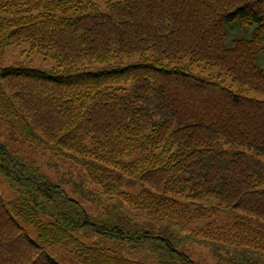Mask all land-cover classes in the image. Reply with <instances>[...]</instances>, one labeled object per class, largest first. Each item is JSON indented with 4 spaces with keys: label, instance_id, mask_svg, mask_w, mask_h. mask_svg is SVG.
<instances>
[{
    "label": "trees",
    "instance_id": "1",
    "mask_svg": "<svg viewBox=\"0 0 264 264\" xmlns=\"http://www.w3.org/2000/svg\"><path fill=\"white\" fill-rule=\"evenodd\" d=\"M79 1L0 0V46L28 41L64 67L0 66V178L11 192L0 185V264H264V231L244 218L189 228L212 205L264 220V99L169 66L205 61L264 93V0ZM135 54L142 62L80 69ZM11 140L50 149L63 168L44 171ZM123 177L143 187L122 190ZM79 198L100 206L89 213ZM194 241L212 262L180 249Z\"/></svg>",
    "mask_w": 264,
    "mask_h": 264
},
{
    "label": "rangeland",
    "instance_id": "2",
    "mask_svg": "<svg viewBox=\"0 0 264 264\" xmlns=\"http://www.w3.org/2000/svg\"><path fill=\"white\" fill-rule=\"evenodd\" d=\"M79 2H83L86 5V8L95 7L99 10H104L106 6L105 0H80ZM70 13L71 11H69V14ZM147 57L149 60L154 58L151 51L147 52ZM142 60L143 59H141L140 55L138 54L131 56H122L120 58L113 57L109 60V62L86 64L85 67H80V69L83 70L84 68L88 71H98L101 69H109L110 66H117L116 64H118V66H127L129 64L140 63L142 62ZM18 63H22L25 66L39 70L55 72L58 75L64 74V67L58 66L55 59L39 52H32L30 50L28 41H21L19 43H14L5 47L0 46V66H14ZM169 66L179 68L184 72L192 73L200 77L211 78L220 82L222 85L228 87L232 91L239 92L247 97L264 99V93L250 89L246 86H241L238 82L233 81L232 77L225 69L221 68L218 65H211L206 63L205 61L190 62L187 57H184L179 62L170 63ZM124 86L130 92L133 83L132 81H130L124 84ZM2 129L3 127L0 126V130ZM3 134L5 135L6 133ZM3 141L6 142L5 139ZM8 146L10 150L15 151L16 149H18L21 152L25 151V154H27L29 157L34 158L38 163H40L41 168L46 172H55L54 168H50L49 163H59L60 168H63L61 166L60 159L50 149L37 147L29 143L21 144L19 141L14 140H11V142L8 143ZM66 166L67 168L72 169L69 163H67ZM116 174L117 176H120L119 173ZM0 185L3 194L6 197H11L10 190L1 180V178ZM142 187L143 183L138 180H132L126 177L122 178V190L135 192ZM262 187H264V184L262 185ZM79 199L89 213L98 210V207L100 206H97V204L95 203L85 201L82 198ZM192 206H203V203H193ZM211 208L213 209V213L211 214L212 216L193 220L190 223L189 228L194 229L197 226H202L206 222L210 221L211 218L216 219L218 222H231L239 218H244L255 227L264 231L263 219L245 214L240 210H222L220 208H217V206L215 205H212ZM77 235L90 245L120 249L118 246H116L117 241L96 232L78 231ZM180 249L182 251H185L190 259L197 263H210L213 260V258L211 257V253L208 251L207 247L203 244L201 245L197 243L196 241L184 244L180 247ZM49 251L55 253L58 259H64L66 261L72 262L69 254L66 253V251L62 249V247H50Z\"/></svg>",
    "mask_w": 264,
    "mask_h": 264
}]
</instances>
